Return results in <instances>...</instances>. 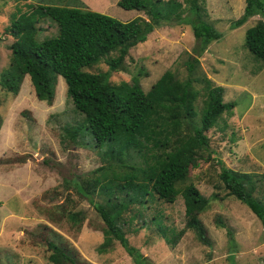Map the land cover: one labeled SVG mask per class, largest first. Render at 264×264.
<instances>
[{"label":"rangeland","instance_id":"rangeland-1","mask_svg":"<svg viewBox=\"0 0 264 264\" xmlns=\"http://www.w3.org/2000/svg\"><path fill=\"white\" fill-rule=\"evenodd\" d=\"M39 1L79 5L120 21L146 17L142 11L121 8L118 0H0V70L10 64L14 38L7 28L13 16L26 11L29 3ZM244 4V0H205L207 19L222 37L199 56L200 72L212 84L223 86L224 101H232L235 106L232 114L223 113L215 127L206 132L210 159L206 160L203 153L179 187L193 183L209 199L208 209L199 218L210 244L201 243L193 230L185 228L180 194L173 203L156 196L144 204L133 202L124 212L127 223L123 229L149 264H264L263 225L245 204L227 193L219 179L218 160L229 168L252 172L258 179L255 196L264 200V63L244 45L246 29L261 16L231 28ZM37 25L39 40L57 32L56 24L49 19H41ZM195 44L189 25L163 23L144 42L129 49L124 68L110 71L109 81H131L140 72L141 87L147 91L166 69L184 79L183 61ZM91 70L104 72L108 66L101 61ZM195 88L197 114L189 120L200 126L206 91L199 83ZM0 116V263L51 264L45 244V238H49L68 245L82 264H136L118 242L108 252L97 249L103 240L104 224L87 198L78 192L77 183L104 171L110 174L111 168L103 156L105 148L92 147V138L86 131L75 141L63 138L65 126H76L84 119L66 95L63 78H57L51 104L37 99L28 74L17 95L0 86ZM136 152L130 150L126 159L139 160ZM117 195L122 197L124 192ZM93 199L104 202L105 195L96 190ZM61 209L82 211L83 222L70 223L58 213ZM217 216L225 227L218 226ZM159 225L166 226L169 232L184 233L171 246L159 233Z\"/></svg>","mask_w":264,"mask_h":264},{"label":"trees","instance_id":"trees-1","mask_svg":"<svg viewBox=\"0 0 264 264\" xmlns=\"http://www.w3.org/2000/svg\"><path fill=\"white\" fill-rule=\"evenodd\" d=\"M244 1L243 12L232 22L231 28L241 26L255 15L261 16L246 29L244 45L264 63V0ZM117 5L125 10L142 11L146 17L120 21L79 5L29 3L26 11L13 16L7 28L14 41L10 44V64L0 70V86L17 95L28 74L37 99L51 104L57 78H63L66 95L84 116L82 123L63 128V138L75 141L86 131L92 138V147L105 148L103 156L109 160L111 168L110 174L104 171L102 176L77 183L78 192L87 198L104 224L103 240L97 249L105 253L118 242L136 264H149L123 229L127 223L124 212L133 202L144 204L156 196L163 202L173 203L180 194L185 228L193 230L201 243L210 244L199 218V214L208 209L209 199L193 183L182 188L179 184L187 180L190 169L198 165L203 153L206 160L210 159V140L206 132L215 127L223 113L232 114L235 103L224 101L223 86L212 84L210 78L200 72L199 56L209 44L222 37L207 19L205 0H118ZM41 19L56 24L55 35L38 39L37 24ZM163 23L191 27L196 44L183 61L186 77L180 79L174 70L166 69L147 91L141 87L140 72L131 81L111 83L110 71L124 68L129 49L144 42L148 34ZM101 61L108 70L92 71ZM196 83L202 84L206 91L200 126L189 120L197 114ZM1 125L0 116V128ZM130 150L137 151L139 160L126 159ZM218 163L224 189L245 204L264 227V200L255 196L258 183L255 174L229 168L221 160ZM96 190L105 195L104 202L93 199ZM120 191L124 196L117 195ZM58 213L74 225L84 220L80 210L61 209ZM216 223L225 227L221 217L217 216ZM158 231L171 246L184 233V230L169 232L163 225H159ZM227 234L231 235L229 229ZM45 244L51 264H82L62 241L45 238Z\"/></svg>","mask_w":264,"mask_h":264}]
</instances>
